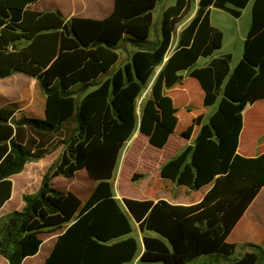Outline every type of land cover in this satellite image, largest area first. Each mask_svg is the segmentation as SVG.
I'll return each mask as SVG.
<instances>
[{
	"label": "trees",
	"instance_id": "obj_1",
	"mask_svg": "<svg viewBox=\"0 0 264 264\" xmlns=\"http://www.w3.org/2000/svg\"><path fill=\"white\" fill-rule=\"evenodd\" d=\"M36 1L0 0V78L32 77L45 98L43 117H16L21 111L16 103L0 106V208L11 195V175L59 145L64 149L38 191L23 195V208L0 221V255L8 264H22L37 252L39 232L69 223L43 264H126L137 251L132 235L137 223L144 248L169 254L174 264H258L260 253L254 252L231 260L235 245L225 238L264 186V153L243 157L236 152L242 111L264 99V88L249 85L240 92L226 82L232 55H214L223 34L209 19L210 7L238 18L249 0H198L170 52L190 0L165 8L153 39V10L160 0H114L113 11L102 20L28 10ZM262 29L264 0H254L247 38ZM125 43L134 48L132 55L111 70L119 59L116 50ZM201 57L211 59L196 67ZM158 66L165 89L180 83L186 71L203 92V107L216 105L208 120L215 139L185 146L160 167L161 177L190 190L211 184L195 204L120 201L113 192L120 151L137 127V98ZM25 87L13 83L16 90ZM81 169L96 181L85 200L52 187L54 177L72 178ZM94 251L100 260L90 255ZM111 254L117 257L105 262Z\"/></svg>",
	"mask_w": 264,
	"mask_h": 264
},
{
	"label": "crops",
	"instance_id": "obj_2",
	"mask_svg": "<svg viewBox=\"0 0 264 264\" xmlns=\"http://www.w3.org/2000/svg\"><path fill=\"white\" fill-rule=\"evenodd\" d=\"M163 1L164 4L161 11L162 15L165 8L173 4L172 1ZM253 1L254 0H249L246 6L241 9V15L238 17L240 18L244 12L247 13L250 18L249 27L252 17ZM197 2L198 0H196V7ZM113 8L114 0H37L36 2L31 3L27 6L28 10L35 12L60 11L67 19L70 17H81L95 20H102L108 17L113 11ZM214 9L218 8H209V19L212 26L214 25L211 21V13ZM193 14L191 15V17L193 16ZM191 17L189 18V20L191 19ZM189 20L182 27H184L189 22ZM160 24L161 23H159V27L156 30V28L154 27L155 18L153 14V30L155 28L157 36L159 34ZM182 27L180 28V30L182 29ZM180 30L177 33L176 43ZM248 30L246 31L245 35L237 34V36H235L233 40H230L227 43L224 42L225 36L222 33L223 38L221 48L217 51L216 54H214L222 55L230 53L232 55L230 63L231 71L226 78V82L240 92L245 91L249 85L264 88V29H262L259 33L251 38H247ZM125 47L126 51L129 52V57L121 55L120 48H118L116 51L119 55V59L117 63L111 68V70H115L123 63V61L126 62L127 60H129L134 51V48L128 43ZM201 58L203 59V61L198 66L197 62ZM201 58L197 60L195 65L196 67H202L206 65L211 59L210 57ZM181 74L183 78H185L184 76L185 74L187 75V72L183 71L181 72ZM12 76L20 77L21 81H16V83H14L19 85L26 86L27 83L34 80V78L27 75L19 76L14 73L8 77H5L7 79V82H4L5 85L13 83V81H11ZM187 77L189 76L187 75ZM191 79L193 80L191 82L194 83L197 95L199 97L200 105L203 110L201 113L194 111L189 112L187 117L189 122L187 123V126L190 125V127L185 132V134L188 135L187 138L184 137L176 139L172 135L166 136L163 146L153 147V150L144 148V152H142L141 150V194H125L124 192H122V190H120V188L116 190L113 187L114 195L118 200L121 201L123 198L152 200L153 202L164 200L173 205H191L199 202L204 197L206 192L210 189L211 184L205 185L198 190H190L186 186L176 185L172 180L163 178L160 175L161 165L168 159L178 154L185 146L193 144L197 140L203 138L215 139V135L208 123V120L211 113L216 109V105L211 107H203V92L199 87L197 81L193 78ZM4 84H0V88H2L1 86H4ZM44 105L45 98L43 96V105L41 108L42 113H40L41 115L39 117H43L44 115ZM144 117V115L141 116V135L144 136V143L146 145H149L146 136L142 134V130H144V125L146 123ZM175 117L179 118L178 116ZM174 131H177V128H175ZM179 131L183 130L179 129ZM135 134L136 129L129 139H132ZM60 146L63 145H59L52 152L46 154L39 160L27 162L19 173L13 174L9 177L12 182L11 195L0 208V221L12 211L21 210L23 208V195L35 194L38 191L42 176L44 175L54 158L58 155ZM236 152L243 157H255L257 155H260L261 153H264V99L251 104H247L244 107L242 111V128L239 134ZM164 153L166 154V156L162 159L161 156L164 155ZM63 178L65 177L60 175L54 177L51 180L52 187L64 192L71 191L81 200H85L96 185V181L88 176L85 169L78 170L72 178H69L73 180L77 178V181H79V183H77V186L75 187H60L59 183ZM85 179H88L91 182L88 183ZM11 202L12 205L6 208ZM68 225L69 223L63 225L62 227H52L39 232L38 236L41 239V244L39 245L37 252L34 255L25 257L22 260V264H43L53 251L59 236L65 231ZM104 228L108 229V226L104 225ZM132 235L137 240V251L132 261L127 262L126 264H174L169 254L151 252L147 251L144 248L142 242V233L138 229L137 223H134L133 225ZM129 236L130 235H127L126 237ZM117 240L119 239H116L115 241ZM225 241L229 244L235 245L234 252L229 256L231 260L240 259L246 253L254 252L260 253L258 264H264V186L258 191L256 196L249 203L239 220L226 236ZM111 242L112 241L108 243L110 244ZM64 254V251H60L58 253L61 258L62 256H64ZM90 255L95 260L101 259V255L95 251L90 252ZM120 255H123V250ZM116 257L117 256L111 254L108 258H105L104 261L111 262ZM197 261H203V259L198 258ZM0 264H8L7 260L1 255Z\"/></svg>",
	"mask_w": 264,
	"mask_h": 264
},
{
	"label": "rangeland",
	"instance_id": "obj_3",
	"mask_svg": "<svg viewBox=\"0 0 264 264\" xmlns=\"http://www.w3.org/2000/svg\"><path fill=\"white\" fill-rule=\"evenodd\" d=\"M169 1L174 3L175 0H165V2ZM163 4V0L158 1L156 8L153 10L155 18L154 27L156 30L162 20L161 11ZM195 8L196 0H190L187 9L183 13L181 23L176 26L175 32L173 33L169 52L175 47L178 31L189 20L194 13ZM211 21L215 27L222 31L225 36L224 42L227 43L228 41L233 40L237 34L245 35L249 27L250 18L245 12L240 18L236 19L224 11L214 9L211 13ZM155 28L151 34L152 39L156 36ZM126 44L127 43L120 47V53L123 56L129 57V52L126 51L125 47ZM202 61V58L198 60L197 65L199 66ZM160 70L161 66H158L155 69L152 78L137 99L136 134L124 144L111 181L114 189L117 190L120 188L125 194H141V150L144 152V148L153 150V147L163 146L166 136L172 135L176 139L187 138L188 135L185 134V132L190 127V125L187 126V123L189 122L187 118L189 112L194 111L201 113L203 110L194 83L191 82L193 80L190 77H187L185 74V78H183L174 88L165 89ZM16 75L24 76L20 73H16ZM4 81L7 82V79L0 78V84H4ZM11 81L16 83V81L21 80L18 76H12ZM13 83L8 85L4 84V87L7 88L5 92L0 90V106L8 103H16L21 110L16 113V117L21 114L39 117L41 115L40 113H42L43 95L36 80L34 79L27 83L24 89L19 90L13 88ZM142 115L145 116L144 120L146 122L142 134L146 136L149 145L144 143V136L141 135ZM175 116H178L179 118H176ZM175 128H177V131H174ZM179 129H182L183 131H179ZM63 148V146H60L59 153L52 163L60 156ZM165 156L166 154L164 153L161 158L163 159ZM133 175L136 176V179L134 180ZM85 180L88 183L91 182L88 179ZM77 183H79L77 178L74 180L63 178L59 183V186L69 188L71 186H77ZM10 205H12V202L9 203L6 208L10 207Z\"/></svg>",
	"mask_w": 264,
	"mask_h": 264
},
{
	"label": "water",
	"instance_id": "obj_4",
	"mask_svg": "<svg viewBox=\"0 0 264 264\" xmlns=\"http://www.w3.org/2000/svg\"><path fill=\"white\" fill-rule=\"evenodd\" d=\"M167 59V57L165 58V60Z\"/></svg>",
	"mask_w": 264,
	"mask_h": 264
}]
</instances>
